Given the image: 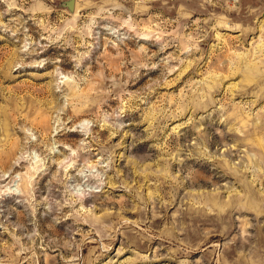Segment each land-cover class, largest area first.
I'll return each instance as SVG.
<instances>
[{
    "label": "rangeland",
    "instance_id": "374dc122",
    "mask_svg": "<svg viewBox=\"0 0 264 264\" xmlns=\"http://www.w3.org/2000/svg\"><path fill=\"white\" fill-rule=\"evenodd\" d=\"M262 199L264 0H0V264H264Z\"/></svg>",
    "mask_w": 264,
    "mask_h": 264
},
{
    "label": "bare ground",
    "instance_id": "6f19581e",
    "mask_svg": "<svg viewBox=\"0 0 264 264\" xmlns=\"http://www.w3.org/2000/svg\"><path fill=\"white\" fill-rule=\"evenodd\" d=\"M11 189V188H10ZM8 190V189H7ZM262 200H264V199H262ZM253 201H255V200H253Z\"/></svg>",
    "mask_w": 264,
    "mask_h": 264
}]
</instances>
